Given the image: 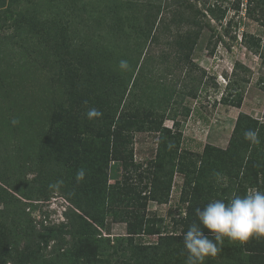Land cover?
<instances>
[{
	"label": "trees",
	"instance_id": "trees-1",
	"mask_svg": "<svg viewBox=\"0 0 264 264\" xmlns=\"http://www.w3.org/2000/svg\"><path fill=\"white\" fill-rule=\"evenodd\" d=\"M25 1L0 0V56L10 44L24 54L12 68L0 61V264H186L183 234L199 223L197 209L264 191V122L239 112L225 149L206 144L194 153L181 145L180 123L190 114L185 100L198 99L205 76L192 53L201 29H212L211 20L222 25L227 8L208 3L203 12L190 0H33L31 7ZM241 2L232 4L239 13ZM170 14L177 27L170 48L148 67L149 46ZM245 18L264 27V0H246ZM239 38L260 54V37ZM121 60L128 70L119 68ZM233 71L220 102L239 109L249 70L236 63ZM91 107L102 117L89 120ZM247 130L258 132L259 144L244 138ZM137 134L156 139L145 167L133 160ZM110 162L123 173L113 184ZM81 168L86 175L78 183ZM174 173L183 176L184 211L166 223L147 205L168 203ZM57 181L65 221L36 229L19 207L47 200ZM116 223L124 224L123 235L107 232ZM218 246L204 264H264V238L244 244L225 238Z\"/></svg>",
	"mask_w": 264,
	"mask_h": 264
},
{
	"label": "rangeland",
	"instance_id": "rangeland-1",
	"mask_svg": "<svg viewBox=\"0 0 264 264\" xmlns=\"http://www.w3.org/2000/svg\"><path fill=\"white\" fill-rule=\"evenodd\" d=\"M136 1L143 4L155 5L159 4V2L163 3V5L168 2L170 3V0ZM30 2L26 3L25 1L22 3L27 7H31L32 4ZM190 3L193 7L201 10L203 9V5H207L208 3H217L227 8V15L222 25L211 20L212 29L207 27L201 29L200 37L191 56L194 65L198 69L203 70L205 76L203 77V84L198 91V99L187 98L185 100V104L190 108V114L187 118L182 119L179 129L182 133L181 145L194 153H200L206 144L220 149L227 147L239 112H243L258 121L264 122V27L252 19H243L242 13L234 9L232 0H190ZM171 17H173V14L167 15L164 24L159 25L157 28L156 35L158 36V41L151 43L148 49L149 55L153 56V59L148 63V67L154 65L156 61L158 62L159 56L168 47L170 48L168 40L177 28H174ZM175 18L178 19V16ZM229 20H232V23L226 26ZM241 33H248L261 38L263 48L260 54L249 51L239 41ZM233 37H236L237 40ZM12 45L10 44L6 52L0 56V61L5 68H9L10 66L12 68V64H16L24 57V54L21 52L22 50L17 45ZM171 63L172 60H170ZM236 63L243 65L249 70L247 76L248 82L246 84L243 83V86L245 85L243 102L239 109L220 102L221 95L226 88L229 77L234 72ZM3 65L1 66L3 67ZM165 66L166 62L158 65L159 68L163 69L166 68ZM193 70L194 72L191 74L200 75L199 70L194 68ZM243 72L242 69H236L235 73L239 80H242ZM184 73H186V70H184ZM180 75L183 76V74ZM171 77L173 78V76ZM164 125L170 128L172 124L170 121H165ZM155 143L156 139L153 135L137 134L133 146L134 162L145 167L146 162L153 158L155 154ZM108 171L109 183L113 184L122 178L123 173L117 162H110ZM25 175L27 179L33 177V174L28 172H25ZM182 181L183 176L174 173L168 203L158 204L156 202H149L147 205L149 213H156L157 216L165 218L166 223L170 222L172 216L178 217L180 211H184V205L180 202L178 203ZM27 203L23 200V204L19 208L25 210V213L28 214L36 229L40 228L41 223L48 226L58 225L65 221L64 213L67 210V203L57 191H53L47 200L31 201L30 203L33 206H29ZM107 232L112 236L123 235L125 233V226L120 223L110 224ZM145 240L153 242L154 238L148 237Z\"/></svg>",
	"mask_w": 264,
	"mask_h": 264
},
{
	"label": "clouds",
	"instance_id": "clouds-1",
	"mask_svg": "<svg viewBox=\"0 0 264 264\" xmlns=\"http://www.w3.org/2000/svg\"><path fill=\"white\" fill-rule=\"evenodd\" d=\"M129 67L128 61L119 62L121 70L126 71ZM102 115L95 107L89 108L86 113L89 120L101 118ZM18 123L17 119L12 120L13 125ZM244 138L252 144L260 143L256 130L245 131ZM85 175L83 168L77 170L76 181H83ZM62 185L63 181H57L49 188L59 191ZM197 216L199 223L190 225L183 234L186 264H204L207 258L215 257L221 250L218 245H223L225 238L230 243L240 244L264 238V191L253 188L244 195L234 194L227 201L213 200L202 209H197Z\"/></svg>",
	"mask_w": 264,
	"mask_h": 264
},
{
	"label": "built area",
	"instance_id": "built-area-1",
	"mask_svg": "<svg viewBox=\"0 0 264 264\" xmlns=\"http://www.w3.org/2000/svg\"><path fill=\"white\" fill-rule=\"evenodd\" d=\"M242 2H241V12L240 13H242V17H243V19L245 18V10H246V0H241ZM232 2H234V0H232Z\"/></svg>",
	"mask_w": 264,
	"mask_h": 264
}]
</instances>
